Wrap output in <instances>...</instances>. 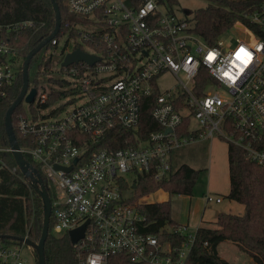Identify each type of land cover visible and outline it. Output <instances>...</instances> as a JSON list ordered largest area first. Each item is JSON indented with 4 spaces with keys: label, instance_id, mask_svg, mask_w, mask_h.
<instances>
[{
    "label": "built area",
    "instance_id": "2783aa9c",
    "mask_svg": "<svg viewBox=\"0 0 264 264\" xmlns=\"http://www.w3.org/2000/svg\"><path fill=\"white\" fill-rule=\"evenodd\" d=\"M66 7L74 21L63 23L61 16L45 55L80 49L98 60L64 67L63 57L48 75L67 80L71 93L47 106L57 85L47 81L39 94V85L29 82L26 96L36 89L34 100L12 115L14 133L24 139L21 153L40 166L54 190L53 232L86 225L73 244L76 264H110L123 255L133 264H187L196 233L178 226L186 240L180 246L162 243L147 233L140 200H131L140 175L169 179L173 153L199 140L218 137L264 168V0L248 15L255 28L233 27L248 36L234 45L228 38L206 41L193 31L189 15L177 16L161 0H66ZM32 24L0 22V106L11 96L22 64L15 37ZM166 74L178 80L171 89L161 86ZM148 99L159 130L135 147L87 152L109 131L138 130ZM9 153L10 145H0V169L14 172ZM212 201L221 199L207 194L206 202ZM25 246L0 241V264H34Z\"/></svg>",
    "mask_w": 264,
    "mask_h": 264
},
{
    "label": "trees",
    "instance_id": "16d2710c",
    "mask_svg": "<svg viewBox=\"0 0 264 264\" xmlns=\"http://www.w3.org/2000/svg\"><path fill=\"white\" fill-rule=\"evenodd\" d=\"M166 2L171 10L178 4V0H161ZM205 8L193 12V31L210 42L217 41L223 33L241 23L253 29L248 15L260 5V0H206ZM62 22L74 21V17L67 14L66 0H57ZM192 14V11L190 12ZM189 14V15H190ZM32 21L31 27L26 28L15 37L18 57L22 64L17 74L16 85L11 96L0 106V145L9 146L6 133V113L13 102L18 98L23 86V63L28 53L40 42L51 35L55 27V12L51 0H0V22L13 23ZM50 45L44 47V54ZM42 49V50H43ZM42 50L32 59L29 71L33 64L39 61ZM55 56H46L38 64V76L34 79L35 86L40 85V74L48 75L55 66ZM57 62V61H56ZM41 77V76H40ZM47 81L57 85L50 93L47 106L62 100L71 93L69 82L63 78L48 77ZM152 100L148 99L142 107V117L138 130L119 127L109 131L101 141L92 146L87 152H93L103 147L125 148L137 146L140 141L147 139L151 131H157L160 126L152 119ZM67 104L56 109L62 112ZM21 106L16 110L20 111ZM15 112V113H16ZM18 143L24 146V139L17 133ZM42 176L46 190L51 199L54 190L49 187L40 166L25 154ZM10 168L0 169V241L7 245L21 244L22 239L28 238L34 243L40 241L44 211L40 195L30 185L20 168L16 164L12 153L6 156ZM230 192L228 198L244 205L242 215L219 213L216 227H198L192 251L187 264H230L221 258L218 246L224 241H232L241 246L253 258L255 264H264V168L250 161L244 152L235 145L228 148ZM199 171L184 164L171 174L167 180L156 181L150 175H140L138 187L134 190L131 201H139L145 196L160 190L177 195H190L195 185ZM140 212L146 216L149 226L147 233L156 234L159 240L171 242L173 246H180L186 240V235L176 232L178 224L171 217V202L161 201L150 204H140ZM170 225L172 231L162 229ZM54 217L51 215L49 235L45 242L46 264H76L74 245L68 233L56 235L53 232ZM27 246V245H26ZM34 264H38V255L33 247ZM110 264H133L126 256H114Z\"/></svg>",
    "mask_w": 264,
    "mask_h": 264
},
{
    "label": "rangeland",
    "instance_id": "374dc122",
    "mask_svg": "<svg viewBox=\"0 0 264 264\" xmlns=\"http://www.w3.org/2000/svg\"><path fill=\"white\" fill-rule=\"evenodd\" d=\"M208 4L209 2L206 0H178V4L173 10L177 16L183 17L185 16L184 10H190L192 14L186 17L192 19L195 10L205 8ZM247 37L244 31L237 28L227 30L221 35V38H228L227 42L230 45H234L239 38ZM64 55L60 52L56 54L54 64L59 63L65 57ZM43 57H45L44 49L39 55V61L33 64L29 71L31 87L34 85V79L38 76V64L39 62L42 63ZM40 76L39 94L43 91L44 85L47 84L49 75L40 74ZM176 83H178V80L170 74H166L161 80L163 89H171ZM22 107L24 109L28 108L26 100L22 102ZM228 148V142L216 137L212 140H199L177 149L171 159L173 172L184 164L200 172L192 193L190 195H169V193L160 190L145 196L140 200V203L150 204L169 200L171 202L172 219L178 226L186 227L187 234L193 235L196 233L198 226L215 228L219 213L244 214V205L228 198L230 192ZM207 194L215 199L220 198L221 202L212 201L207 203ZM170 228V225H167V229ZM23 253L34 262V255L29 246H25ZM218 253L221 258L230 264H255L246 250L230 240L219 244Z\"/></svg>",
    "mask_w": 264,
    "mask_h": 264
},
{
    "label": "water",
    "instance_id": "95a60500",
    "mask_svg": "<svg viewBox=\"0 0 264 264\" xmlns=\"http://www.w3.org/2000/svg\"><path fill=\"white\" fill-rule=\"evenodd\" d=\"M53 9L55 12V27L53 32L49 37L45 40L40 42L35 48H33L27 55L24 63H23V86L18 98L13 102L6 113L5 118V127L6 133L8 136V140L10 146L13 151V156L16 161V164L20 168L23 175L30 180L33 189L40 195L42 202H43V211H44V222H43V230L40 241L38 243H34L28 238L22 239L23 242L29 247H33L38 255V264H46L45 260V242L49 235V228H50V218L52 214V205H51V198L46 190L44 181L42 176L39 174L37 169L28 162L24 155L20 151V147L17 141V137L13 130L12 124V115L13 112L17 109V107L24 101L32 102L36 95V89H33L27 96V91L29 87L30 77H29V67L32 59L34 56L39 53L60 31L61 27V11L57 0H51ZM190 10H184L186 15L190 14ZM98 60L97 57L91 56L89 54L84 53L80 49H76L70 53H67L64 57L62 62V66L67 67L79 61H86L91 65L94 64ZM76 162V161H75ZM72 167L66 168V171H70ZM86 225L78 227L69 231V237L72 244L77 243L79 239L84 236Z\"/></svg>",
    "mask_w": 264,
    "mask_h": 264
},
{
    "label": "crops",
    "instance_id": "0c3cea01",
    "mask_svg": "<svg viewBox=\"0 0 264 264\" xmlns=\"http://www.w3.org/2000/svg\"><path fill=\"white\" fill-rule=\"evenodd\" d=\"M142 204V203H141ZM198 227H200V226H198Z\"/></svg>",
    "mask_w": 264,
    "mask_h": 264
}]
</instances>
